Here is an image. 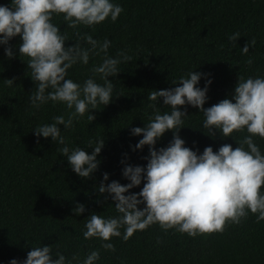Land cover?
<instances>
[{
	"label": "trees",
	"instance_id": "obj_1",
	"mask_svg": "<svg viewBox=\"0 0 264 264\" xmlns=\"http://www.w3.org/2000/svg\"><path fill=\"white\" fill-rule=\"evenodd\" d=\"M111 2L124 9L115 23L109 18L96 25L94 31L78 26L79 32L88 33L101 43L110 40L109 56L115 58L118 52H124L132 60L118 65V75L109 77L114 85L112 102L91 111L94 121L89 122L86 114L74 121L71 129L59 126L70 149L80 147L91 154L93 148H88V141L104 139L97 156L99 167L90 178H81L72 171L66 157L58 151L63 145L50 137H40L37 143L34 128L52 123L57 115L67 119L69 110L52 101L39 109L31 107L29 97L36 89L27 58L19 56L21 38L9 41L15 53L12 59L5 54L7 46L0 45V264H10L12 259L23 264L33 247L51 245L54 252L59 250L68 259L79 253L81 261L91 251L99 250L100 259L95 264H264V221L257 223L251 213L222 234L196 238L174 229L165 232L154 224L135 232L127 241L114 237L111 243L115 252L104 250L98 238L84 239L85 223L91 214L105 218L120 215L111 197L105 200L107 194L98 192L100 183L118 181L126 185L130 183L122 175L126 164L146 167L144 157L149 155V148L133 151L143 137L132 135L131 129L143 128L149 122L155 112L150 105L155 104L162 114L171 111L164 106L163 98L155 102L147 99L153 90L174 88L179 85L172 81L178 82L192 71L200 72L205 75L197 87L203 89L207 79L212 81L204 105L207 108L231 98L239 76L264 77V0ZM0 5L10 7L11 0H0ZM53 23L67 35L66 47L77 42V30L67 28L62 16L54 17ZM236 32L241 36L233 45L228 37ZM253 38L255 46L243 55L241 49ZM80 44L91 48L84 41ZM249 56L253 58L251 66L245 64ZM102 57L103 53L90 54L89 63L74 65L68 78L83 84L92 77L90 69L99 65ZM12 78L15 82L8 87L4 80ZM95 79L103 83L98 75ZM186 107L188 115L183 118L179 135L185 147L197 154L209 146L214 152L223 144L236 148V141L247 135L245 131L224 138L214 130L215 136H209L203 127V113L190 105ZM172 138L173 133L166 132L157 141L156 149L167 147ZM254 142L264 154V140L256 137ZM104 173H108L107 181L103 180ZM143 183L130 192H140ZM77 204L85 205L81 215L73 212ZM120 231L123 234L124 229Z\"/></svg>",
	"mask_w": 264,
	"mask_h": 264
},
{
	"label": "clouds",
	"instance_id": "obj_2",
	"mask_svg": "<svg viewBox=\"0 0 264 264\" xmlns=\"http://www.w3.org/2000/svg\"><path fill=\"white\" fill-rule=\"evenodd\" d=\"M123 11L121 5L111 0H11L10 7L0 5V45L7 46L5 54L12 59L15 53L9 41L17 36L21 38L19 56L27 58L36 89L29 97L31 107L39 109L52 101L64 104L69 110L67 119L64 115H57L52 123L34 128L37 143L40 137H50L54 143L63 145L58 151L81 178H90L98 169L100 161L97 156L104 146V139L88 141V148H93L91 154L80 147L70 149L59 126L71 129L74 121L86 114L89 122L94 121L96 117L91 111L112 102L114 85L109 77L117 76L120 72L118 65L130 62L132 56L124 52H118L115 58L109 56L110 40L101 43L88 33L81 35L78 26L94 31L96 25L109 18L115 23ZM59 16L63 17L67 28L77 30V42L73 46H65L67 35L53 23V18ZM240 36L236 32L228 39L235 45ZM80 41L91 48L81 47ZM255 43V38L246 42L241 53L247 55ZM101 53L102 62L90 69L92 77L83 84L68 78L74 65H87L90 54L100 56ZM245 64L251 66L253 58L249 56ZM97 75L103 83L96 81ZM202 75L205 74L189 72L178 82L172 81L179 86L153 90L148 95L147 99L154 102L163 98L164 106L170 107L171 111L162 114L155 104L150 105L155 112L149 122L143 128L131 129L132 135L143 137L133 151L145 146L149 148V155L144 157L146 167L126 164L122 171L123 177L130 181L126 185L118 181L100 183L98 192L107 194L105 200L111 197L120 215L105 218L91 214L85 223V240L98 238L104 250L115 252V245L111 243L114 237L127 241L135 232L145 231L154 224L165 232L174 229L196 238L222 234L230 225L241 224L250 213L256 216L257 223L264 221V154L254 142L256 137L264 140V77L239 76L231 98L205 108L208 85L212 81L207 79L203 89L197 87ZM14 82L15 78L4 80L8 87ZM189 105L203 113V127L209 136H215L214 130L224 138L245 131L247 135L236 141V148L223 144L214 152L209 146L202 154H197L185 147V141L179 135ZM181 108L185 110L181 111ZM168 131L173 133L172 140L167 147L157 150V141ZM108 179V173H104L103 180ZM142 181L141 191L131 193L130 190L140 186ZM140 205L144 207L141 209ZM85 210L84 204H77L73 212L81 215ZM53 256L57 258L53 259ZM99 259V250L91 251L82 261L79 253H73L68 259L59 250L54 252L51 245L33 247L23 264H95ZM10 264H18V261L12 259Z\"/></svg>",
	"mask_w": 264,
	"mask_h": 264
}]
</instances>
